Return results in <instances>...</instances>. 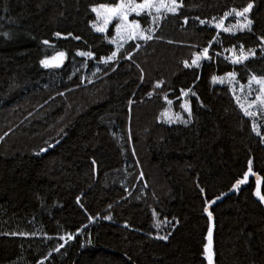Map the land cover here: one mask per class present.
<instances>
[{"label":"trees","instance_id":"1","mask_svg":"<svg viewBox=\"0 0 264 264\" xmlns=\"http://www.w3.org/2000/svg\"><path fill=\"white\" fill-rule=\"evenodd\" d=\"M112 2L0 0V264H207L206 201L242 180L249 160L264 195V145L212 79L264 76V0H183L156 26L159 39L102 63L113 34L93 30L91 8ZM248 3L251 31L219 33L195 19ZM241 45L255 55L238 64L222 56ZM205 47L209 61L185 68ZM57 52L64 67L41 65ZM189 89L190 122H160L165 96L189 119L181 107ZM255 185L212 209L214 264H264Z\"/></svg>","mask_w":264,"mask_h":264},{"label":"snow or ice","instance_id":"2","mask_svg":"<svg viewBox=\"0 0 264 264\" xmlns=\"http://www.w3.org/2000/svg\"><path fill=\"white\" fill-rule=\"evenodd\" d=\"M183 7V0H180L178 3L177 0H141V2L137 3L136 0H119L118 3L113 0L111 4L101 3L98 6H94L91 8V12L96 14V19L98 22L101 23H93L92 27L95 29L96 32L104 33L107 31L108 25L113 21H118L115 24V33L116 35L109 41L110 43H113L116 45V51H113L110 56L103 59L104 63H108V61L114 60L117 58L118 54L120 53L121 48L123 47V43H127L128 41H136V40H142L145 43L148 41L153 40L154 38L159 39V37H155V29L149 28V29H142L141 24L138 20L132 19L129 20V16L132 13H135L137 17L141 16L142 13H146L149 17H151L152 23H156L162 18V14L164 13H172L176 14L178 9ZM253 8L252 3H248L246 7H243L242 10H237L236 8L231 9L229 12L224 13V17H228L230 15H235V17L243 18V22L241 23L239 20L237 21V25L233 27H238L241 31L247 29L248 31L252 30V24L253 21L248 17V14L250 13L251 9ZM153 12L155 15H153ZM195 19L199 20V23L201 25H204L206 23L205 20L200 19L199 17H195ZM215 19V18H213ZM188 23V18L185 17L184 24ZM224 20L223 18L216 23L215 27L217 29H223L224 32H231L232 28H226L223 27ZM7 35V34H5ZM56 36H60L61 34L57 32L55 34ZM76 39H79V37H76ZM215 39V38H214ZM262 45V50H264V37H259ZM123 42V43H122ZM45 44H48L49 42L46 40L44 41ZM169 43H172V41H169ZM135 47L139 49L140 44H136ZM81 56H92V53L90 52H80L78 53ZM64 53L60 52L56 57H52L51 60L45 58L40 61L41 65L45 68L49 67H58L60 62L64 58ZM255 55V50L250 49L247 53H245L243 45L240 46V55L236 56L232 62L234 64L242 63L243 61L247 60L249 56ZM207 58L208 57V48L205 47L202 50V53L195 54L194 58L191 60V64L187 60L183 61L184 67L188 68L192 65L199 66V61L201 58ZM124 58L131 59V54H127ZM136 67L139 69L140 66L136 65ZM141 76L140 79L143 80V69H140ZM227 77L230 78L229 82H231V79L235 78V73H228ZM213 81L215 82L218 78L213 77ZM223 77L219 78L220 82H224ZM255 82L260 86L259 88V95L256 96V102L259 103V105L264 106V76L257 77L255 75H252L249 79V86L252 82ZM162 82H157L155 87L159 88L161 86ZM191 92V89L188 90ZM149 96L152 95V93L148 94ZM182 95L187 96L188 92H184L182 90ZM192 95L195 96L196 94L192 92ZM164 99L167 101L169 105L172 104V101L167 98V96L164 97ZM133 103L132 101H129V104ZM182 108L188 113V120H184L179 114H171L170 110H166L165 112L161 113V117H163L166 122L168 123H174V122H182L185 125H187L192 117V111L189 107L187 101H185L184 104L181 105ZM243 108V105H241ZM251 107V105H249ZM245 115L252 117L256 114L253 112L248 111L247 109L244 110ZM253 131L257 132V135H260V132L257 131L256 125H253ZM46 149H42L41 151H45ZM93 164H95V161H93ZM252 173V161H248V171L244 174V179L237 180L236 183L233 185V188L238 189L239 186L247 181L248 175ZM143 173H140V177L143 178ZM261 183V180L259 178L256 179V185L257 189L255 192V195L259 198L261 202H264V195H261L259 185ZM200 191L203 193L204 189L200 188ZM221 197L217 196L215 200L212 201H206V204H215L216 200H219ZM204 212L207 214L208 219V228H207V243L204 245V255L207 259L208 264H214V251H213V230H214V224H213V213L209 211V207L204 208ZM155 215V213H154ZM105 219H111L110 216L105 217ZM175 219V218H173ZM167 222V221H166ZM170 223V222H169ZM178 224L179 221H176ZM127 227V225H125ZM159 227V225H157ZM159 239L167 240L168 236H161L158 237ZM62 246V245H61Z\"/></svg>","mask_w":264,"mask_h":264},{"label":"rangeland","instance_id":"3","mask_svg":"<svg viewBox=\"0 0 264 264\" xmlns=\"http://www.w3.org/2000/svg\"><path fill=\"white\" fill-rule=\"evenodd\" d=\"M177 2L179 3L180 0H177ZM138 3V2H137ZM251 13V11H250ZM250 13L248 14V17L250 18ZM167 14H170V13H164L162 14V17H164L165 15ZM172 14V13H171ZM153 15H155V13L153 12ZM94 16H95V20L93 23H101L102 22H98L97 19H96V14L94 13ZM139 17H145L146 18V25L143 26L141 24V22L137 19ZM137 17L135 13H132L130 16H129V20H132V19H136L139 21V23L141 24V28L142 29H149V28H152V29H155L156 26L159 24L160 19L159 21H157L156 23H152L151 21V17H149L146 13H142L141 16ZM223 18L224 20V24H223V27H226V28H232V31L231 32H224L223 29H217L215 27L216 23H218L221 19ZM222 18H217V19H212L210 21H206V23L204 25H207L213 29H215L217 32L219 33H225V34H230V35H234V34H237L238 32H243V31H248L247 29L241 31L238 27H233L235 25H237V21L239 20L241 23L243 22V18H238V17H235V15H230L228 17H222ZM118 21L116 20H113L109 25H108V28H107V31L104 32V33H100V32H96L95 29L93 28V30L98 33V34H101V35H104L106 36L108 34V31L112 30V38L116 35L115 33V24L117 23ZM111 38V39H112ZM110 39V40H111ZM136 43V42H144L142 40H136V41H128L127 43H123V47L121 48L120 52L129 44V43ZM114 50L113 51H116V45L111 43ZM245 51V50H244ZM202 53V51L200 52ZM245 53H247V51H245ZM195 54H199V53H195ZM194 54V56H195ZM77 55L79 57H82V58H85V59H91L92 56H81L77 53ZM119 55V54H118ZM240 55V47L239 48H229V49H224L222 51V56L225 57L228 61H230L231 63L232 60L236 57V56H239ZM193 56V58H194ZM118 57V56H117ZM250 57H253V56H249ZM248 58V59H249ZM117 60L114 59V60H111V61H108V63H112V62H115ZM209 61V54H208V57L207 58H201L200 61H199V66H196V65H192L191 67H200L204 62H207ZM246 61V60H245ZM244 62V61H243ZM102 63L103 62V59H102ZM191 64V63H190ZM217 77L218 79L214 82L213 81V84L215 85H220V86H227L233 96V98L235 99L236 103L238 104L240 110L242 111L243 115L245 117H247L251 123H252V128H253V125L255 124L256 125V128H257V131L260 132V135H257V132L254 131V133L260 137V140L262 142V144L264 145V106L262 105H259L258 102H256V96L259 95V88L260 86L258 84H256L254 81L251 83V85L249 86V80L246 82V83H239L237 80H236V75H235V78L234 79H231V82H229V79L227 77V75L225 76H215ZM225 78L224 79V82L221 83L219 78ZM257 77H261V76H257ZM250 79V78H249ZM162 85V84H161ZM161 86L158 88L160 89ZM188 92V95L187 96H184L182 95L181 96V100H182V104L185 103V101H187L188 105H189V98L192 95V91L189 92V91H186ZM181 104V105H182ZM241 105H243V108L241 107ZM249 105H251V107H249ZM183 111L187 114V112L184 110V108H182ZM245 109H247L248 111L250 112H253L255 113L256 115L255 116H252V117H249L247 115H245ZM166 110H170V113L175 115V114H178L176 113L175 111L172 110L171 106L168 105V107L163 111L165 112ZM180 115V114H179ZM182 118H183V115H180ZM184 119V118H183ZM160 122L166 124V125H172V124H175V123H178V122H174V123H168L166 122V120L160 116V119H159Z\"/></svg>","mask_w":264,"mask_h":264},{"label":"water","instance_id":"4","mask_svg":"<svg viewBox=\"0 0 264 264\" xmlns=\"http://www.w3.org/2000/svg\"><path fill=\"white\" fill-rule=\"evenodd\" d=\"M58 53H60V52H57V53L53 54L52 56L48 57L47 59L51 60V58H52V57H56V56L58 55ZM64 54H65V53H64ZM66 62H67V56H66V54H65L63 60L60 62V64H59L58 67H49L48 69H53V70L61 69L62 67H64V65L66 64ZM257 178H259V179L261 180V183H260V185H259L260 192H261V191H262V186H263V180H262V178H261L260 176H258L257 174H255V173L252 171V173L248 175L247 181H246L245 183L241 184V185L239 186L238 189L232 188L229 192H227V193L223 194L222 196H220L221 198H220L219 200H216V203H215V204H211L210 206H209V204H208L207 207H209V211L212 212V209H213L216 205L222 203V202L225 201L227 198H229V197H231V196H233V195H236L237 192L239 191V189L247 188V187L249 186V184H250V180H251V179L254 180V181L256 182V179H257ZM243 179H244V178H243ZM256 189H257V185H255V190H254V197H255V200H256L258 203H260V204L264 207V202H261V201L259 200V198L255 195ZM261 195H262V194H261ZM214 200H215V199H214ZM205 215L207 216L206 213H205ZM213 224H214V218H213ZM205 258H206V257H205ZM206 262H207V259H206ZM207 264H208V262H207Z\"/></svg>","mask_w":264,"mask_h":264}]
</instances>
